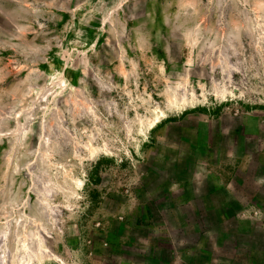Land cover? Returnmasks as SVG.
I'll return each mask as SVG.
<instances>
[{"label": "rangeland", "instance_id": "1", "mask_svg": "<svg viewBox=\"0 0 264 264\" xmlns=\"http://www.w3.org/2000/svg\"><path fill=\"white\" fill-rule=\"evenodd\" d=\"M0 264H264V0H0Z\"/></svg>", "mask_w": 264, "mask_h": 264}]
</instances>
